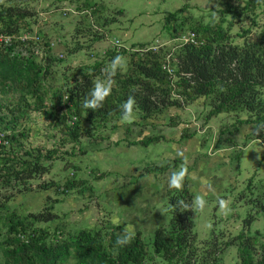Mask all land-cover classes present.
I'll return each mask as SVG.
<instances>
[{"label": "trees", "instance_id": "obj_1", "mask_svg": "<svg viewBox=\"0 0 264 264\" xmlns=\"http://www.w3.org/2000/svg\"><path fill=\"white\" fill-rule=\"evenodd\" d=\"M212 2L214 6L207 18L204 15L196 18L188 12L187 5L164 18L166 34L178 39L192 33L194 43L179 42L171 47L137 44L130 50L113 47L106 50L101 59L76 68L65 90L48 86L54 85L47 82L53 74L51 67L55 60L51 41L30 28L26 18L31 15L26 9L2 6L0 33L35 32L42 39L41 48L46 50L37 55L19 42L9 47L0 46V132L11 131L7 136L11 140L9 146L0 147V183L8 186L23 183L48 171L46 163L58 159L63 145L71 144L73 149L84 151L82 122L89 127L87 133L98 131L101 134L104 129H117L121 105L129 97L134 98V114L137 112L135 116L141 120L202 98L209 107L208 120L219 114L235 117L229 128L220 129L218 141L226 133L236 135L242 126L251 127L249 138L261 139L264 136V22L261 24L258 19L260 15L264 17V0H238L239 4L232 0ZM87 6L93 14L99 12L93 3ZM249 16L250 25L233 35L235 23ZM238 38L242 39L241 43H236ZM117 55L129 58L126 71L118 69L112 77L115 81L112 92L100 108L85 109L84 101L95 82L107 79L106 69ZM32 112L45 119L43 126L48 132L52 131L51 137L56 141L50 150L26 151L19 157L11 152L16 140L14 128L21 126L20 135L26 137L30 121H34ZM129 128L126 127L125 135L130 134ZM161 138L147 135L128 144L147 147ZM26 156L28 158H24ZM170 167L172 165L167 163L147 172L163 173ZM252 181L250 178L247 185L251 195L254 194ZM75 183L69 178L62 184L49 183L42 188L54 187L62 194L71 191ZM260 186L264 189V185ZM168 193L167 221L153 231L149 242L137 231L126 246L116 241L128 230L109 221L76 231H68L64 225L52 231L49 226L42 227L58 217L51 211L53 206L45 213L27 216H18L15 212L0 214L5 228L4 231L0 228V264H153L157 258L166 264H223L222 250L232 246L237 249V264H264V229L249 230L255 214H247L242 229L232 239L204 246L205 243H198L195 231L194 193L187 185ZM247 203H251L254 211L259 209L264 214V192Z\"/></svg>", "mask_w": 264, "mask_h": 264}, {"label": "rangeland", "instance_id": "obj_2", "mask_svg": "<svg viewBox=\"0 0 264 264\" xmlns=\"http://www.w3.org/2000/svg\"><path fill=\"white\" fill-rule=\"evenodd\" d=\"M90 2L98 6L99 12L90 11L91 7L87 6ZM232 2L239 4L238 0ZM213 4L212 0H0V8L10 5L26 9L31 15L26 18L30 28L55 42L51 50L55 59L51 67L53 74L47 82L54 84H48L49 87L62 90L68 86L67 81L75 75L76 68L101 59L106 50L113 47L130 50L137 44L175 46L179 39L163 31L165 16L187 5L188 12L196 18L206 17ZM250 20L249 16L235 23L232 34L247 28ZM258 21L262 24L264 17L260 15ZM241 42L242 39H236V43ZM122 58L127 65L129 58ZM126 65L121 72L126 71ZM208 111L209 107L199 98L182 108H168L151 119L140 120L136 115L133 123L121 125L117 131L104 129L101 134L98 131L87 133L89 127L82 122L84 151L73 149L71 144L63 145L58 159L46 163L48 171L23 183L19 181L8 186L1 182L0 214L15 212L18 216H27L45 213L53 206L51 211L58 217L42 225L49 226L51 231L63 225L68 231H76L109 221L113 225H123L128 231L140 232L149 242L155 228L166 220V196L175 190L169 187L168 180L173 172L186 168L183 185L195 195L198 243L206 246L232 239L242 229L249 212L255 214L249 230L262 231L263 212L254 211L247 202L264 192L260 186L264 185V136L249 138L251 127L242 126L236 135L226 133L218 141L220 129L229 128L235 117L219 114L208 120ZM32 113L34 121H30L32 129L25 133L26 137L20 135L21 126L14 128L16 140L11 152L19 157L26 151L50 150L56 141L51 137L52 131L48 132L43 126L45 119ZM126 127H130L131 132L124 136ZM147 135L162 138L147 147L128 144ZM97 136L107 137L100 140ZM117 140H120L118 145ZM167 163L172 167L163 173L147 172ZM69 178L76 183L66 193L61 194L54 187L42 188L49 183L62 184ZM250 178H253V195L247 189ZM111 192L117 193L115 201ZM197 196L206 200L203 211L195 205ZM135 198L138 202L133 200ZM220 199L228 204L227 214L219 207ZM0 228L5 230L2 220ZM222 252L223 264H237L236 247L223 248ZM153 264L166 263L157 258Z\"/></svg>", "mask_w": 264, "mask_h": 264}, {"label": "clouds", "instance_id": "obj_3", "mask_svg": "<svg viewBox=\"0 0 264 264\" xmlns=\"http://www.w3.org/2000/svg\"><path fill=\"white\" fill-rule=\"evenodd\" d=\"M54 42V41H53ZM46 50L45 48L43 51ZM42 54V53H41ZM40 54V55H41ZM126 61L119 55L113 58L108 69H106L107 79L98 80L95 82L94 87L91 89L88 94V98L84 101L83 107L85 109L96 110L103 105L104 100L111 94L112 88L115 84V81L112 79L116 75L118 69L123 70L125 68ZM68 96L64 97V100H67ZM135 100L133 97H129L126 102L121 105V124H131L135 121L136 116L134 114ZM11 143V140H10ZM187 173L186 168H181L178 172H173L168 180V185L170 188H175L177 190L182 189L183 181ZM206 204V200L203 196H197L195 199V205L197 209L203 211ZM219 207L221 210L227 214L228 204L223 200H219ZM118 223V221H117ZM135 232L134 230H129L122 236L117 237L116 243L120 246H126L132 242L134 239Z\"/></svg>", "mask_w": 264, "mask_h": 264}, {"label": "built area", "instance_id": "obj_4", "mask_svg": "<svg viewBox=\"0 0 264 264\" xmlns=\"http://www.w3.org/2000/svg\"><path fill=\"white\" fill-rule=\"evenodd\" d=\"M180 43H188V42H195V36L194 34L190 33L189 35H184L180 38H178ZM41 38L35 33H30L25 30L19 31L17 33H0V46L9 47L16 42H19L22 45H26L25 47L32 48L33 52L37 55H40L43 52V47L41 48L40 42ZM30 45V47H29ZM55 45V42H50V47L53 48ZM25 51H23V54ZM60 57H63L60 55ZM75 119V117H72ZM9 132H0V147H8L10 140L7 138L9 135Z\"/></svg>", "mask_w": 264, "mask_h": 264}, {"label": "crops", "instance_id": "obj_5", "mask_svg": "<svg viewBox=\"0 0 264 264\" xmlns=\"http://www.w3.org/2000/svg\"><path fill=\"white\" fill-rule=\"evenodd\" d=\"M158 115H159V114H158ZM156 116H157V115H156ZM156 116H155V117H156ZM140 120H141V119H140ZM121 125H124V124H121V123H120V126H119L118 128H120ZM114 131H117V130L114 129ZM125 132H126V128H125V130L123 131V134H122V135L125 136V134H124ZM124 138H125V137H124ZM120 140H121V142H122V139H120ZM120 140H117V141L115 142L116 145H118V144L120 143V142H118V141H120ZM114 141H115V140H114ZM113 145H115V144L113 143ZM134 169H135V168H134ZM148 173H149V172H148ZM140 176H142V174H141ZM135 178H137V177H135ZM137 179H139V177H138ZM127 186H129V185H127ZM111 194H112V192H111ZM111 194H110V195H111ZM116 194H117V193H115V194L113 193L112 196H111V198H112L113 201H115L113 198L116 196ZM117 196H118V195H117ZM133 200H134L135 202H138V201H137V198H135V199H133ZM120 201H122V200H120ZM122 202H123V201H122ZM131 203H132V200L128 202V205L131 204ZM137 211H138V210H137ZM137 211H135V215H137ZM137 217H138V215H137ZM154 217H155V215H154ZM156 228H157V227H156ZM156 228H155V229H156Z\"/></svg>", "mask_w": 264, "mask_h": 264}]
</instances>
